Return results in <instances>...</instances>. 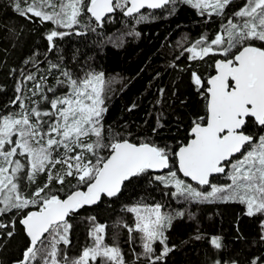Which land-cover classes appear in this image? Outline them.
<instances>
[{"label": "snow or ice", "instance_id": "1", "mask_svg": "<svg viewBox=\"0 0 264 264\" xmlns=\"http://www.w3.org/2000/svg\"><path fill=\"white\" fill-rule=\"evenodd\" d=\"M183 2L197 9L201 16L211 18L224 16L234 0ZM23 3L24 7L21 0H14L18 14L29 19L31 14L72 29L85 12L101 22L105 14L118 8L126 9L125 15L132 16L145 7L160 9L174 0H23ZM68 34L51 30L47 35L49 51L55 48V38ZM184 52L194 62L216 55L222 58L210 65L214 74L207 78L196 70L191 72L193 84L207 101V111L193 121L191 139L176 151L151 138L133 142L111 131L106 137L103 116L107 109L103 105L110 88L103 73L87 72L74 77L64 70L63 78L58 77L55 86H48L45 76L37 80L32 73H22L24 81L34 82L29 90L30 103L19 95L24 90L21 82L16 88L18 95L11 102L20 111L0 113V205H3L0 215L36 209L19 219L30 242L15 264H127L118 244L105 243L107 226L96 223L95 217L90 218L91 243L78 257H69L66 249L59 246L71 243L72 215L104 197L117 196L126 182L149 172H163L152 179L174 187L173 196L196 202L239 201L246 204L248 216L264 214V135L256 137L246 132L250 120L264 128V0H244L214 38L201 36ZM59 67L50 64V71ZM61 88L64 91L60 92ZM174 166L184 177L198 186H208L209 190L202 191L180 179L177 171L172 170ZM42 174L47 179L39 185L37 178ZM217 174L226 176L230 183H212L210 178ZM70 179L75 184L61 195ZM30 185H36L34 191H28ZM53 185L60 188L53 190ZM162 207L156 203L128 209L136 214L133 226L124 225L129 243L133 242L131 234L139 233L143 249L139 253L132 250L136 260L144 257L147 264H157L172 250L165 233L174 217L162 212ZM15 223L14 219L13 228ZM5 227L0 223V228ZM261 227L264 229V223ZM7 235L11 237L13 232ZM195 238L201 239L199 235ZM260 239L264 241V234ZM156 242L163 246L158 255ZM211 243L217 249L222 247L220 237H213ZM251 264H264V258L257 257Z\"/></svg>", "mask_w": 264, "mask_h": 264}, {"label": "trees", "instance_id": "2", "mask_svg": "<svg viewBox=\"0 0 264 264\" xmlns=\"http://www.w3.org/2000/svg\"><path fill=\"white\" fill-rule=\"evenodd\" d=\"M31 2V0H29ZM244 0H234L225 9L224 16H201L198 10L181 0H174L157 10L144 9L129 16L133 19L130 38L113 30V24L104 27V20L96 24L90 14L79 17V24L72 29L58 27L50 21H42L31 16L26 18L14 10V0H0V95L3 97L21 82L24 90L19 95L25 103H30L33 81H24L22 73H32L37 80L47 77L48 86H55L56 79L64 70L62 60L57 63L59 69L50 71L55 48L74 36H94L108 32L97 45L100 53V73L110 88L105 98L107 111L103 116L106 137L109 131L138 142L142 138H151L157 144L168 145L173 151L189 138V129L193 121L206 115V100L192 82L191 72L196 70L204 78L213 73V62L219 55L206 57L204 61H190L184 48L206 35L214 38L227 23V18L237 11ZM21 6L24 7L23 0ZM124 9H115L114 12ZM113 12V13H114ZM140 16L145 17L139 19ZM53 29L69 34L55 38V48L49 51L47 35ZM104 29V30H103ZM259 44V42H257ZM44 48L40 57L31 56L34 48ZM183 52V55L181 54ZM179 57V58H178ZM28 61V63H25ZM64 90L63 88H61ZM163 89V92H161ZM15 100V99H14ZM135 105V107H133ZM20 111L18 105L11 102L0 104V113ZM156 129L153 132V129ZM264 128L254 125L252 120L246 132L258 137ZM175 165V159H173ZM172 170L177 171L176 166ZM160 173L149 172L143 175L144 184L154 189L160 196L162 212L172 214L171 227L166 230L167 244L172 250L157 264H251L257 257L264 258V234L261 225L264 214L248 216L245 204L239 201L196 202L173 196L172 186H165L152 178ZM178 177L181 175L178 173ZM218 175L211 177L213 183ZM45 175L37 178V184L43 185ZM190 183V182H189ZM75 180L70 179L61 189V195L70 190ZM192 184V183H191ZM204 191L208 186H198ZM36 185H30L28 191H34ZM60 188L53 185V190ZM145 203H134L131 207H143ZM128 204L101 201L94 206L84 207L69 218L72 228L69 233L70 245L65 248L71 258L78 257L82 249L91 243L89 230L93 227L90 220L105 224V243L118 244L124 253L127 264H147L146 258L136 260L135 252H142L139 233L133 232V242L129 243V232L124 225L133 226L136 214L128 211ZM29 210L18 214L16 210L0 215V264H15L22 258L29 245L19 219ZM183 212V216L175 215ZM15 219V228L12 221ZM8 232H13L9 237ZM199 235L201 239L195 237ZM220 237L222 247L217 249L211 240ZM159 242L154 244L156 254L162 250Z\"/></svg>", "mask_w": 264, "mask_h": 264}, {"label": "rangeland", "instance_id": "3", "mask_svg": "<svg viewBox=\"0 0 264 264\" xmlns=\"http://www.w3.org/2000/svg\"><path fill=\"white\" fill-rule=\"evenodd\" d=\"M48 11H51V9H48ZM132 22L133 19L131 17L124 16L122 11L120 12V10H117L104 20V27L113 24V30L118 31V33L122 34L126 38H130ZM104 31L89 37L77 35L67 41L61 42L55 48L52 64H57L60 60H62L63 69L70 71L74 77H82L87 72L100 73V53L97 45L103 39V36L108 33ZM43 52L44 48H34L30 55L40 57ZM59 91L62 92L64 90L60 89ZM15 98L16 93L11 89L3 97L0 95V104L12 102ZM261 135H264V130ZM160 174L164 173L161 172ZM180 179L185 180L187 183L190 182L182 176ZM213 183L225 184L230 183V181L226 176L221 174ZM207 190H209L208 187L205 188L204 191ZM160 201L161 196L154 189L148 188L144 184V179L141 176L133 179L130 183L126 182L125 186L122 187L121 192L117 196L112 198H102L101 204L107 202H120L128 204L129 207H131L134 203L154 205L156 203H160ZM0 207H3V205H0Z\"/></svg>", "mask_w": 264, "mask_h": 264}, {"label": "water", "instance_id": "4", "mask_svg": "<svg viewBox=\"0 0 264 264\" xmlns=\"http://www.w3.org/2000/svg\"><path fill=\"white\" fill-rule=\"evenodd\" d=\"M144 9H147V10H157V9H149V8H147V7H145V8H143V9H141L140 11H142V10H144ZM125 11H126V9H124V11H123V15L124 16H128V15H125ZM114 12V11H113ZM112 12V13H113ZM112 13H108V14H105V16L103 17V19H102V21L103 20H105L109 15H111ZM134 15V14H133ZM92 20L96 23V24H100L101 22H97V21H95V19L94 18H92ZM217 59H221V58H217ZM213 64H214V62H213ZM212 74H214V69H213V73ZM206 104H207V101H206ZM207 111V110H206ZM192 126H193V124H192ZM191 126V127H192ZM191 127H190V129H191ZM190 129H189V134H190ZM189 139H191V136H190V138ZM187 142V141H186ZM185 142V143H186ZM176 150H178V148L176 149ZM177 168V167H176ZM156 173H161V172H156ZM179 174L183 177V178H185L186 180H188V181H190L192 184H196V182H194V181H191V179L190 178H188V177H184L183 176V174L182 173H180L179 172ZM218 175V174H217ZM197 185V184H196ZM106 198H109V197H106ZM112 198V197H111ZM99 203V202H98ZM97 203V204H98ZM97 204H95V205H97ZM92 206H94V205H92ZM85 207H91V206H85ZM21 225V224H20ZM22 227H23V225H21ZM23 230H24V233H25V235H26V237L28 238V240H29V242H30V238L27 236V234H26V232H25V229H24V227H23Z\"/></svg>", "mask_w": 264, "mask_h": 264}]
</instances>
